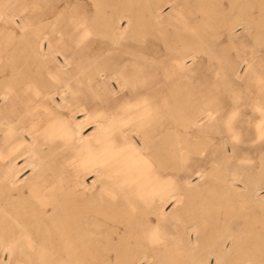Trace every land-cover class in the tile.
<instances>
[{
  "label": "bare ground",
  "instance_id": "6f19581e",
  "mask_svg": "<svg viewBox=\"0 0 264 264\" xmlns=\"http://www.w3.org/2000/svg\"><path fill=\"white\" fill-rule=\"evenodd\" d=\"M190 2L117 0L109 5L111 10L97 3L90 21L85 11H73L69 26L81 34L66 40L46 38L45 47V40L30 41L24 33L21 66L15 61L18 55L8 56L0 47V264H258L264 224L251 232L257 252L248 250L244 241L247 205H260L256 182L241 162L230 169L232 157L243 159L235 151L236 143H231L233 153L224 150L220 159L215 144H210L230 130L240 141L244 126L237 118L216 117V108L199 106L185 112L177 58L184 60L189 52L206 48L205 37L191 26L199 20L189 17L184 7L220 26L249 25L255 21L245 5L263 10L264 0ZM163 5L174 14L164 16ZM146 24L160 37L126 42ZM21 25L23 30L28 27L23 20ZM189 27L191 33L185 35ZM89 33L99 37H88ZM137 82V91L145 94L139 101L135 95L137 108L110 111L103 89L113 83L134 88ZM164 88L169 111L152 113L146 91ZM135 89L119 98L133 96ZM220 143L225 144L222 139ZM201 163H210L211 170H201ZM210 174L219 181V189L207 196L190 177ZM192 198L199 201L190 203ZM171 201L179 207L168 215L165 207ZM233 214L237 219L231 223ZM186 231L189 235L183 238ZM213 231L225 233L227 239L204 255L202 249L214 240ZM168 253L172 261L163 259Z\"/></svg>",
  "mask_w": 264,
  "mask_h": 264
},
{
  "label": "rangeland",
  "instance_id": "374dc122",
  "mask_svg": "<svg viewBox=\"0 0 264 264\" xmlns=\"http://www.w3.org/2000/svg\"><path fill=\"white\" fill-rule=\"evenodd\" d=\"M66 1L67 0H47V1L45 0H0V11H1L0 12V47L6 48V55L11 56V57L18 55V59H16L15 61L17 65L21 66L22 64H24V61H23L24 59L22 58V56H24L25 52L20 51V47H21V44L24 43L25 38L29 39L28 37H30V41L33 38H36V41L45 40L44 45H43L45 47H46V38H55V40L59 39V37L62 40H66V38L69 39L71 37L75 38L79 36L81 32L75 31L74 29H72L73 27L70 28L69 26V22H71L70 20H71L73 11H85L87 13L86 17L90 18L89 19L90 21L91 18L93 17V14L95 13V5L97 3L104 4L103 6H105L107 10H111V6L109 5H113V4L115 5V3L117 2V0H68L69 1V2L67 1L68 3H66ZM184 1H185V4H188V6L191 4L190 2L191 0H184ZM245 7L247 11L248 10L250 11L249 16L251 17L252 21H255V22L249 23V25L240 23V22L239 23L234 22L231 25L232 27L230 25L220 26L218 21H216L215 19H212V21L211 20L207 21L205 19L202 20L203 18H201L200 13L198 11L195 12V9L194 10L190 9L187 11V8L189 9V7L187 6L184 7V11L186 12V14H189V17H191L192 19L197 18L199 20L198 21L197 19H195L196 21L195 20L194 21L195 22L198 21L197 23H199L200 25L194 24L193 22L191 26H193L192 29L196 28L197 30L199 29V31L201 30L199 32V31H196V29H194L198 33L197 35H199L202 38L205 37L204 40L206 42L203 43V46L206 48H204V50L201 49V51H191L189 52V54L186 56L184 60L180 61L179 58H177V60H179L178 69L180 68L179 69L180 71L179 86L182 92L184 93V99H185L184 103L187 102L185 103V105L187 104L185 106V112H194L195 109L198 108L199 106L203 108L205 107V109L215 110L216 108V111H215L216 117L237 118V119H240V121L242 122V125L244 126V131L242 132V137L240 141L238 138L233 136V131L230 130L228 133H222V134L216 135V137L213 139V141H211L210 144L211 145L215 144V147L217 148L216 150L218 151L217 155H218V158L220 159L221 154L223 153L224 150L227 151V154H232L233 151H231L232 150L231 143L232 142L236 143L235 149H237L238 151L237 150L235 151L238 152L240 158L241 159L243 158V159L241 161H238L236 157H232L231 160L229 161L230 169L235 170L236 164L238 162H239L238 164H240L241 162L245 166L248 177L253 179L254 183L256 182L257 189H255L254 194H255L256 199L260 202V205L253 207L254 203H251V202H249L247 205L249 206L250 209L247 210L248 211L247 213L249 215L247 231H246L247 238L245 237L244 239L245 243L247 244L248 250L256 251L254 247L256 246V241H255L256 239L252 237L251 232L255 231V229L259 227L261 229V225L264 224L263 223L264 220L260 222L261 219L264 218V213H263L264 212L263 211L264 210V166H263V162H264V97H263L264 96V16L262 15L263 16L262 17L259 15L261 12L264 14V9L263 10L258 9L259 11H257L256 7L252 8L251 4H248V3L245 5ZM161 10L164 16L166 17L173 13L171 8L167 7L166 5H163ZM225 10L228 12L229 9L227 8ZM191 11H193L192 12L193 14L191 13ZM235 11H236L235 9H232L229 12L234 14ZM197 14H198V17H197ZM7 16H9V18ZM15 16L17 18H15ZM21 20L25 21V23L28 24V27L26 28V30H23L21 28L22 27ZM43 21H47L48 23L47 22L45 23ZM126 24H127L126 20H122L121 26L125 27ZM147 25L148 24H146V27L143 26L142 28H140L139 32L136 35L133 34L132 37L127 38L126 42H131V43L133 42L137 44L138 43L136 41L137 39H144V38L145 39H156L157 37H160V34H158V32L156 31L154 27L149 26V25L147 27ZM29 26H31L32 29ZM179 27L181 31L182 29H184V25H180ZM82 28H83V25H79V29H82ZM207 28H209L208 33L210 35L207 34L206 32ZM59 29H61L63 32H57L59 31ZM70 29H72L73 31L71 30L72 31L71 32ZM169 29H172V25L169 26ZM50 30H53L52 33H50ZM144 30L146 31L144 32ZM202 30H205V31H202ZM190 31L191 30L189 27L188 31L183 30V33L185 35H189L191 33ZM30 32L31 33L33 32V36ZM152 32H155V33H152ZM24 33H25V38L22 39L23 38L22 35ZM144 33L146 35H144ZM169 33H168L169 34L168 36H169V39L171 38L170 41L174 42L175 34L171 30L169 31ZM202 33H204L205 36ZM211 35L212 37H210ZM87 36L94 37V38L99 37L92 33H89ZM142 36H145V37L143 38ZM209 41H212L214 45ZM59 46H61V44H59ZM173 53L178 56V53H176L175 51ZM192 54H194L195 56ZM191 55L194 58H192ZM187 57H190V58H187ZM167 65L169 67L168 69L170 72L171 68L168 63ZM20 70L23 71L24 66L21 67ZM183 73H184V76H183ZM144 82L143 81H141V83L137 82L135 84L136 89L135 87L134 88L128 87V88L122 89V88H119L116 85V83H113V86L110 89L108 87H105L106 90L103 89L102 93H103V97L106 100L108 99L106 103H108L107 107L109 109H112L110 111L119 114V113L125 112L127 106L134 105L133 109L137 108V104H136L137 101L141 100V98L145 96L144 93L140 94V92H138L137 89H138V86L140 84H144ZM181 85L183 86L181 87ZM134 89H135V94L133 96L129 97V95H127L125 96L126 98L125 97L119 98L122 93L128 92V91H134ZM184 89L186 90L184 91ZM146 92H148L146 94H148L149 96L148 98L149 100H147V103L149 104L152 113L154 112L166 113L169 111V108H170L169 103L166 102L167 101L166 96L168 92L167 88H164L160 92H153L151 90H147ZM112 94L115 96H112ZM135 95L137 98L135 97ZM233 97H235L236 100L233 99ZM135 98L137 101L135 102V104H133L135 101ZM130 100L131 102L129 104L128 101ZM160 102L161 104H159ZM233 103H236V104H233ZM0 104H1V101H0ZM254 104L256 105L254 106ZM207 105H208V108L206 107ZM116 109L119 111L121 110V111L119 112ZM202 116H204V114L200 115V117ZM81 118L82 117H79V119ZM259 126L262 127V130L260 129ZM226 128L228 129V127H222V130H227ZM93 129L94 127H91L90 129H87L84 132L85 134H88ZM221 139L223 140L225 144L220 145ZM200 169L204 170L205 172H207L208 170L209 172L211 170L210 163H201ZM181 173H184V171ZM28 174H30V170L24 172L21 178H25ZM210 175L211 176L204 177L203 179L195 177V175L191 176L192 178L190 177V179L193 180V183H196L195 186L197 187V190L199 192L203 191L201 194L207 195V196H211L213 193L218 191L216 189H219L217 186L219 184V181L214 179L212 174ZM203 195L202 196L199 195L196 197L204 198ZM195 201H199L198 198L190 199V203H194ZM170 203H168L165 207V212L168 215H170L173 210H176L179 207V205H176L174 201H171ZM188 213L196 214L198 213V211L192 210V212H189L188 210ZM236 219H237L236 215L233 214L231 223H233ZM257 219L258 220L260 219V221L256 222ZM189 232L190 231H186L182 233V237L187 238V236L189 235ZM211 236H212L211 238H214L212 242L213 244L212 243L206 244V246L202 249V253L204 255H206L210 251L215 250V246H217L220 242L226 241L227 239L225 237V233L222 236H219L215 231H213ZM261 237L262 238L260 240L258 239L259 244H260V246L257 249L258 252L256 251L260 259L258 264H264V231L262 232ZM227 245L226 246L228 248L230 246L229 241L227 242ZM173 257L174 256L172 253H168L165 257H163V259L165 261H172ZM210 258H211V263H212V261H214L213 256L210 255ZM155 261L159 262L158 259H156ZM214 262L212 264H214Z\"/></svg>",
  "mask_w": 264,
  "mask_h": 264
}]
</instances>
